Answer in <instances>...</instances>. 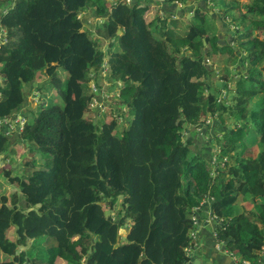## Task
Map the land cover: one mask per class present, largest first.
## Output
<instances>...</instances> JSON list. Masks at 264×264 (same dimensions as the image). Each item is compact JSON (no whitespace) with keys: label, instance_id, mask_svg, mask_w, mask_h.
<instances>
[{"label":"trees","instance_id":"trees-1","mask_svg":"<svg viewBox=\"0 0 264 264\" xmlns=\"http://www.w3.org/2000/svg\"><path fill=\"white\" fill-rule=\"evenodd\" d=\"M172 4L191 11L169 34ZM4 30L0 164H20L23 145L29 158L0 170L16 190H0V264H187L205 198L217 244L236 264H264V0H0ZM103 75L116 115L100 125L99 108L86 112L92 99L110 106ZM26 90L34 111L13 130ZM207 118L222 127L212 166L190 148Z\"/></svg>","mask_w":264,"mask_h":264},{"label":"rangeland","instance_id":"rangeland-1","mask_svg":"<svg viewBox=\"0 0 264 264\" xmlns=\"http://www.w3.org/2000/svg\"><path fill=\"white\" fill-rule=\"evenodd\" d=\"M194 2H196V0H194ZM183 7H185V6H183ZM158 9H159V7H156V8L154 7V9H151V14L156 13V11ZM184 9H181V13L180 14H183ZM186 17H187L186 22L189 21L190 24H193L192 19L190 17H188V15ZM100 22H101V20H99V19H89L87 21L86 26L89 29L88 33L90 34V36L92 38H97L96 35L94 34V28H95V26L100 25ZM175 22H176V20H173V19L170 20V19H168V25L170 26V29H169V32L170 33L169 34L172 33L171 28L172 27H175L176 24H177V26H179V28H181L180 30H182V31L185 30L184 25H187V23L180 22L179 21V22H177L175 24ZM207 28L209 29V31L215 29V22L213 23V19L212 18H207ZM4 32H5V30L3 31V33ZM214 32L215 31L213 30L212 33H214ZM216 32H217V30H216ZM226 40H227V38L225 39V41ZM100 44H101L102 49L105 50L106 47H107V42L101 40L100 41ZM217 44H219V40L217 41ZM106 61H107V59L105 58L104 59V62H106ZM210 63H209V65L212 66V68L214 66L215 67L218 66V67H220V69L222 68V61L221 60L219 61V59L217 57L214 58V59H211L210 60ZM220 69H213L214 72L211 75L210 81H212L214 79H217L218 80L219 76H221ZM234 69H239L241 72L243 70L242 67L239 66L238 62H235L234 66H231L230 67V75L228 76V78H230V79L228 81L227 88H228V86H230V88L232 89V87L234 85V82L239 78V73L235 72ZM62 75H63L64 78L66 77L64 73H62ZM102 79L104 81L103 82L104 83V86L103 87L105 88L106 86H108V89L110 90L111 83H109L107 80H105V75H103V78ZM212 83H214V82H212ZM225 92H227L226 93V96H229V97H226V98H228V99L231 98V96L228 93V91L222 90L221 95L220 94H219V96L217 95V97H219L218 101L225 98ZM116 95H117V91L116 90H112L111 89L109 92H107L106 95H105V97L102 98V99L108 98L109 100L107 102L110 103V106L109 107H106V105H108V104H100L99 103L100 104L98 106L99 107V110H101V112H103V114L97 115L96 118H94V116H92V118L94 120L100 119V121H99V124L100 125L103 124V123H106V122H108L110 120H112L113 117L116 115V114H110L109 111H108V108H110V107H111V109H115L116 108L115 105H111V104H113L112 103V99ZM105 100H107V99H105ZM92 110H93V108H91V107H88L87 108L88 115L89 114H92V113H90ZM120 123L123 124L122 121H120ZM206 124H208V128H204V130L202 129L203 132H199L200 130H198V132H196L197 134L192 137L191 141H194L195 143L192 146H190V148H192L194 151L196 150V152L197 151L198 152L200 151L202 153V155H204V158L206 159V161L209 162V166H212L213 159H212V156H211V152H213L212 151L213 146L210 143V140L216 134L220 133V131L222 130V127H220V126L218 127V124L216 123V121H214V120H212L210 118H207ZM185 140H186V137H185ZM15 152H18V151L16 150ZM23 154H25V157L22 156L21 159H24V161H28V158L29 157L27 156V154L24 153V152H23ZM15 158H17L18 161L20 160L19 159L20 157L17 154H16ZM19 163L20 164H16V166L14 168V166L11 167L7 162H4V160H3V163L0 164L1 165L0 166V170L6 167L8 169L9 168H12L13 172H15V170L19 166H22V163L21 162H19ZM19 170H20V168H18V172H19ZM0 187H1L0 190L3 191V193H9V192H15L16 191L14 189L15 186H11V185L7 184V180L4 179V177L1 174H0ZM121 200H122L121 198H118V200L116 201V205H115V209L114 210H107L106 211V215L107 216H112V217L115 216V211L119 208V205H120ZM124 234H125V231L124 230L121 231V235H124ZM121 241H124L123 238L121 239ZM219 246H221V245H219ZM2 262H5V261H2ZM16 263H17V259L15 257H12L10 261L5 262L4 264H16Z\"/></svg>","mask_w":264,"mask_h":264},{"label":"crops","instance_id":"crops-1","mask_svg":"<svg viewBox=\"0 0 264 264\" xmlns=\"http://www.w3.org/2000/svg\"><path fill=\"white\" fill-rule=\"evenodd\" d=\"M163 12L167 15V17L170 20H176L179 16H181V10L176 5H163L162 6ZM186 7H183L181 9H184ZM216 26H217V33L218 37L221 39V44L224 43L225 39L229 36V26L223 22L216 20ZM224 40V41H223ZM227 43V40H226ZM236 56H239L240 53L238 50L234 53ZM217 79L212 80L211 82H216ZM220 83L219 81L216 82ZM221 86V84H220ZM25 101L23 104L20 105L17 111H15L11 117L13 122L11 123V128L13 130L17 129V123L16 121L20 119L21 117L28 119L31 117L32 112L34 111L35 107V99L34 94L30 92L28 94L27 90L25 91ZM86 115L88 113L86 112ZM94 116V113H93ZM94 118H96L94 116ZM3 122H0V126L3 125ZM196 132L198 130L196 129ZM197 133H195L196 135ZM194 135V136H195ZM204 135V134H203ZM202 138V137H201ZM191 140V138H190ZM195 142L192 141V145ZM24 147V145H23ZM21 147L18 149L14 155L11 157H15L16 154L19 155V159L24 161V159H21L22 156H24L23 152L26 153V150ZM193 150V149H192ZM194 151V150H193ZM196 152V150H195ZM25 157V156H24ZM17 159V158H16ZM197 213V228L195 230V245L190 253V257L195 258V260L199 261L200 264H236L235 260L229 256V254L222 250V247L217 244V241L215 239V223L211 216L210 212V206L207 202L202 203L201 206L196 210Z\"/></svg>","mask_w":264,"mask_h":264},{"label":"built area","instance_id":"built-area-1","mask_svg":"<svg viewBox=\"0 0 264 264\" xmlns=\"http://www.w3.org/2000/svg\"><path fill=\"white\" fill-rule=\"evenodd\" d=\"M134 0H126V2L127 3H131V2H133ZM156 1V0H155ZM157 1H159L160 3H163V2H165V0H157ZM175 5H177V6H180V5H178V4H175ZM5 33V32H4ZM4 33L2 32V35H0V46L2 45V44H4V43H6V38H5V36L3 37V35H4ZM104 64H105V62H104ZM103 64V69H102V72H105V69H106V66ZM92 89H93V92L94 93H97L98 91H97V89L93 86L92 87ZM105 97V96H104ZM100 104H97V101L95 100V99H92V101H91V103L90 104H88V106H87V108L88 107H91V108H99L98 106H99ZM19 125H18V128H17V130H20L21 129V124L23 123V119L22 118H20V119H18L17 121H16ZM205 202H207V203H210V201L208 200V199H204L203 200V202L202 203H205ZM194 234H192V236H193ZM245 264H247V263H245Z\"/></svg>","mask_w":264,"mask_h":264},{"label":"water","instance_id":"water-1","mask_svg":"<svg viewBox=\"0 0 264 264\" xmlns=\"http://www.w3.org/2000/svg\"><path fill=\"white\" fill-rule=\"evenodd\" d=\"M190 11H191V7H186L184 9V13H189ZM117 34L120 35L121 34V31H118ZM231 38H232V35H229L227 37V43H230L231 42ZM220 84L221 83H217V86H220ZM23 95H25V93H23ZM222 250H225V247L224 246H222ZM187 264H200V263H199V261L195 260V258L190 257V260L188 261Z\"/></svg>","mask_w":264,"mask_h":264},{"label":"clouds","instance_id":"clouds-1","mask_svg":"<svg viewBox=\"0 0 264 264\" xmlns=\"http://www.w3.org/2000/svg\"><path fill=\"white\" fill-rule=\"evenodd\" d=\"M172 5H175V4H172ZM177 6V5H176ZM178 8H180V10H181V8H183V6L182 5H180V6H177ZM183 13H184V11H183Z\"/></svg>","mask_w":264,"mask_h":264}]
</instances>
